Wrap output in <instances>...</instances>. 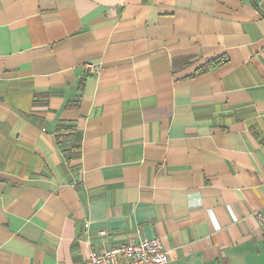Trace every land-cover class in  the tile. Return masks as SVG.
Wrapping results in <instances>:
<instances>
[{
  "label": "crops",
  "instance_id": "0c3cea01",
  "mask_svg": "<svg viewBox=\"0 0 264 264\" xmlns=\"http://www.w3.org/2000/svg\"><path fill=\"white\" fill-rule=\"evenodd\" d=\"M259 210L264 0H0V264H264Z\"/></svg>",
  "mask_w": 264,
  "mask_h": 264
},
{
  "label": "built area",
  "instance_id": "2783aa9c",
  "mask_svg": "<svg viewBox=\"0 0 264 264\" xmlns=\"http://www.w3.org/2000/svg\"><path fill=\"white\" fill-rule=\"evenodd\" d=\"M87 68L92 73L98 69L94 63H89ZM256 215L264 224V210H259ZM174 253L163 246L159 237L142 238L92 251L85 264H167Z\"/></svg>",
  "mask_w": 264,
  "mask_h": 264
},
{
  "label": "trees",
  "instance_id": "16d2710c",
  "mask_svg": "<svg viewBox=\"0 0 264 264\" xmlns=\"http://www.w3.org/2000/svg\"><path fill=\"white\" fill-rule=\"evenodd\" d=\"M226 61H227V59L225 57H222V56L210 59L204 65L199 67L195 74L196 75L203 74L209 70H212L216 67H219L220 65H222ZM64 124L65 123H63V122L58 124V126L56 128L57 130H55V136H56L57 143L60 146L62 145V152L65 155L67 161H70L71 159L74 158L75 154L79 150V147H81V144L78 143L79 139L78 140L75 139V138H77V136H79L77 134L78 132H76L75 129L69 130V131H64L63 127H61V126H65ZM72 126L75 127V125H72ZM70 138H74L76 143L67 144L66 141L70 140Z\"/></svg>",
  "mask_w": 264,
  "mask_h": 264
}]
</instances>
